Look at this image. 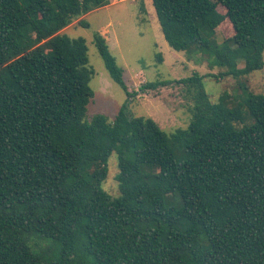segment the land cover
Masks as SVG:
<instances>
[{"label": "trees", "instance_id": "trees-1", "mask_svg": "<svg viewBox=\"0 0 264 264\" xmlns=\"http://www.w3.org/2000/svg\"><path fill=\"white\" fill-rule=\"evenodd\" d=\"M109 2L0 0V264H264V94L244 85L211 103L193 74L139 90L188 86L185 129L166 133L126 103L85 120L87 45L60 32ZM151 2L173 51L199 45L223 69L207 77L264 69V0ZM93 43L133 98L105 38ZM112 153L118 198L101 188Z\"/></svg>", "mask_w": 264, "mask_h": 264}, {"label": "rangeland", "instance_id": "rangeland-1", "mask_svg": "<svg viewBox=\"0 0 264 264\" xmlns=\"http://www.w3.org/2000/svg\"><path fill=\"white\" fill-rule=\"evenodd\" d=\"M79 21L87 23L88 27L81 26ZM94 33L105 38L108 50L123 69V80L128 91L134 93L133 98L127 99L125 92L110 78L95 49ZM60 34L82 38L87 45L89 66L94 72L89 82L93 96L87 106V121L96 114L113 120L126 103L129 116L151 118L166 133L177 128L185 129L190 122L193 106L192 92L188 86L174 83L146 94L139 90L145 83L177 81L193 74L203 76L202 86L211 103H216L225 93L231 95L232 99L240 98L246 90L241 88L244 85L249 92L264 94V69L239 78L226 76L215 79L207 75H217L223 69L210 67L208 50L203 51L198 45V48L192 47L183 52L173 51L163 37L151 0H110L109 5L75 19ZM223 35L230 36L221 31L217 33L213 38L212 50L224 39ZM118 172L117 156L112 153L107 160V177L101 184L111 198L120 196L116 182ZM172 200L170 196L166 201L173 204Z\"/></svg>", "mask_w": 264, "mask_h": 264}]
</instances>
